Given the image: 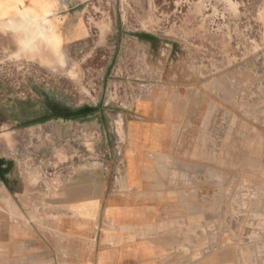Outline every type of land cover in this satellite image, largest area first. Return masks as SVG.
I'll return each instance as SVG.
<instances>
[{"label":"crops","instance_id":"0c3cea01","mask_svg":"<svg viewBox=\"0 0 264 264\" xmlns=\"http://www.w3.org/2000/svg\"><path fill=\"white\" fill-rule=\"evenodd\" d=\"M87 2L0 0L2 36L17 39L12 53L42 46L62 62L61 50L88 36ZM149 83L116 113L119 153L106 136L98 158L74 154L53 192L3 185L30 200L18 202L21 213L3 210L0 264H220L224 251L227 264H251L253 242L263 241L251 231L264 220V84L252 92L232 77Z\"/></svg>","mask_w":264,"mask_h":264},{"label":"rangeland","instance_id":"374dc122","mask_svg":"<svg viewBox=\"0 0 264 264\" xmlns=\"http://www.w3.org/2000/svg\"><path fill=\"white\" fill-rule=\"evenodd\" d=\"M87 3L88 36L61 50L62 62L42 46L38 54L12 53L9 46L20 50L17 39L0 29V156L7 157L0 167V239L8 223L3 210L21 213L18 202L30 200L3 185L32 196L53 192L74 154L98 158L106 136L119 153L116 113L148 93L151 78L232 77L252 92L264 84V0ZM43 41L59 52L58 42ZM251 141L257 145L256 135ZM251 238L263 240L253 242L251 264H264V220ZM230 256L221 252L220 264Z\"/></svg>","mask_w":264,"mask_h":264},{"label":"bare ground","instance_id":"6f19581e","mask_svg":"<svg viewBox=\"0 0 264 264\" xmlns=\"http://www.w3.org/2000/svg\"><path fill=\"white\" fill-rule=\"evenodd\" d=\"M34 19H36V18H34ZM34 21H35V20H34ZM47 24H48V23H47ZM35 25H36V24H35ZM42 26H43V25H42ZM47 27H48V26H47ZM40 29H41V28H40ZM46 32H47V31H46ZM39 33H40V31H39ZM41 33H42V32H41ZM36 35H38V34H36ZM32 36H33V35H32ZM27 37H28V36H27ZM40 37H41V36H40ZM41 38H42V37H41ZM42 39H43V38H42ZM44 39L47 40V39H49V38H46V37H45ZM50 41H51V42H54V40H53L52 38H50ZM28 42L30 43V41H28ZM29 43H28V44H29ZM31 43H32V42H31ZM55 45H57V42H55ZM27 46H28V45H27ZM29 46H30V44H29ZM119 128L121 129V123L119 124ZM185 250H187V249H185Z\"/></svg>","mask_w":264,"mask_h":264}]
</instances>
